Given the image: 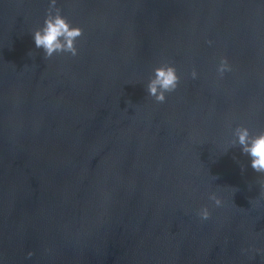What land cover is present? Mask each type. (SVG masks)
I'll use <instances>...</instances> for the list:
<instances>
[{"label": "water", "instance_id": "water-1", "mask_svg": "<svg viewBox=\"0 0 264 264\" xmlns=\"http://www.w3.org/2000/svg\"><path fill=\"white\" fill-rule=\"evenodd\" d=\"M49 3L0 0V264H264V176L224 152L264 130V0H57L84 35L46 61Z\"/></svg>", "mask_w": 264, "mask_h": 264}, {"label": "clouds", "instance_id": "clouds-1", "mask_svg": "<svg viewBox=\"0 0 264 264\" xmlns=\"http://www.w3.org/2000/svg\"><path fill=\"white\" fill-rule=\"evenodd\" d=\"M32 34L36 48L43 49L44 59L47 61L54 55L60 54H70V56L76 57L79 54L77 40L84 35V32L82 28L73 26L68 18L62 15V9L57 6V0H50L43 26L35 29ZM207 43L211 45L213 41L208 40ZM232 70L228 58L226 56L221 57L216 65L217 76L223 79L225 74ZM198 76V72L193 68L190 72L191 79L196 80ZM180 82L181 77L173 64H160L153 69V74L149 78L145 91L156 103L163 104L166 102L168 94L177 90ZM228 127H232L231 122H229ZM234 147H239L242 154L250 159V166L254 172L259 176H264V130L253 132L243 124L237 125L232 130V139L228 141V146L224 152ZM258 183L260 196L264 198V181ZM208 199L214 203L215 207H221L223 204L215 192L210 193ZM196 216L201 222H204L211 218V211L205 205L197 210ZM242 251L247 250L242 249ZM28 256L31 257L32 253H29Z\"/></svg>", "mask_w": 264, "mask_h": 264}]
</instances>
